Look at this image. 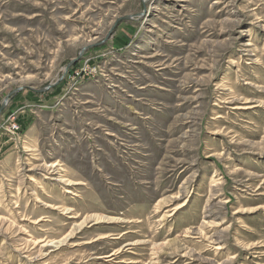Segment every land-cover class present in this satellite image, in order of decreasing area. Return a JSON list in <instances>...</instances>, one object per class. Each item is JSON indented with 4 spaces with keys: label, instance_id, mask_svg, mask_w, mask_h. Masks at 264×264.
Listing matches in <instances>:
<instances>
[{
    "label": "rangeland",
    "instance_id": "1",
    "mask_svg": "<svg viewBox=\"0 0 264 264\" xmlns=\"http://www.w3.org/2000/svg\"><path fill=\"white\" fill-rule=\"evenodd\" d=\"M0 264H264V0H0Z\"/></svg>",
    "mask_w": 264,
    "mask_h": 264
},
{
    "label": "water",
    "instance_id": "2",
    "mask_svg": "<svg viewBox=\"0 0 264 264\" xmlns=\"http://www.w3.org/2000/svg\"><path fill=\"white\" fill-rule=\"evenodd\" d=\"M142 14H144V11L141 12V13H139L138 15L140 16V15H142ZM131 17H132V16H125L124 18H131ZM86 48H87V47H85V48L83 49V51L86 50ZM81 54H82V53H81ZM81 54H80V55H81ZM79 57H80V56H79ZM75 60H76V59H75ZM75 60H73L70 64H68L67 68H68L70 65H72V63H74Z\"/></svg>",
    "mask_w": 264,
    "mask_h": 264
},
{
    "label": "bare ground",
    "instance_id": "3",
    "mask_svg": "<svg viewBox=\"0 0 264 264\" xmlns=\"http://www.w3.org/2000/svg\"><path fill=\"white\" fill-rule=\"evenodd\" d=\"M235 108H249V106H245V107L242 106V107H235ZM107 236H108V235H104L103 238H105V237H107ZM95 240H98V238L95 239ZM109 256H112V255H109Z\"/></svg>",
    "mask_w": 264,
    "mask_h": 264
}]
</instances>
